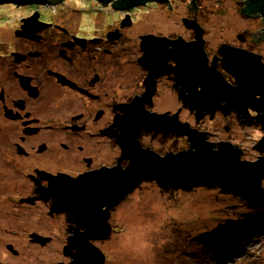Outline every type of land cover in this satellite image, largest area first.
I'll list each match as a JSON object with an SVG mask.
<instances>
[{"label": "flooded vegetation", "instance_id": "flooded-vegetation-1", "mask_svg": "<svg viewBox=\"0 0 264 264\" xmlns=\"http://www.w3.org/2000/svg\"><path fill=\"white\" fill-rule=\"evenodd\" d=\"M71 1L0 5V30L8 32L0 35V264L73 261L72 253L65 249L72 244L76 228L84 236L88 221L78 220V224L64 212L66 185L81 178L93 180L100 172L129 167L131 160L122 159L121 146L130 143L127 106L139 99L152 115L180 113L181 119L187 110L195 116L183 106L177 87L180 54L176 50H143L144 37L183 38L190 43L196 39L195 27L199 26L206 42L205 56L201 52L206 68L215 66L233 86L237 83L223 64L227 54L241 49L262 57L264 63V16L244 14L251 0L237 2L246 27L242 25L231 41L214 49L209 48V30L200 19L203 0H147L125 10L115 8L119 0L106 4L78 0L70 9ZM179 2H188L189 14L181 19L182 25L176 19L170 33L139 30L141 24L150 23L146 18L139 19L140 14L167 10L173 15L174 5ZM10 5L14 7V19L4 22L1 14ZM105 12H109V23L101 14ZM63 17L65 24L76 29L56 22ZM181 27L188 38L180 34ZM6 34L23 41L22 50H9L2 44ZM52 40L55 46L47 47ZM224 45L227 50L221 49ZM192 57L197 60V56ZM251 115L257 116L254 112ZM217 118L239 119L234 112L225 116L218 110L214 119L212 114L206 115L197 129L203 122ZM137 139L144 150L161 156L182 151L179 135L142 131ZM124 202L111 210V238L117 228L115 215ZM88 220L92 224V219ZM111 238L93 244L98 246Z\"/></svg>", "mask_w": 264, "mask_h": 264}, {"label": "water", "instance_id": "water-1", "mask_svg": "<svg viewBox=\"0 0 264 264\" xmlns=\"http://www.w3.org/2000/svg\"><path fill=\"white\" fill-rule=\"evenodd\" d=\"M108 3L110 0H100ZM147 0H119L115 8L125 10L143 5ZM166 3L168 0H149ZM45 0H0L2 4H45ZM261 13L264 0H251L244 10L247 16ZM33 19V18H32ZM189 27L190 24L188 25ZM188 27V28H189ZM196 39L147 36L142 39L143 50H176L180 54L179 83L183 106L195 113L200 124L206 115L216 111L225 116L233 112L241 120L256 122L264 133V63L262 57L235 49L223 60L225 71L232 75L236 85H230L215 66L206 68L204 31L198 26ZM224 45L221 49L227 50ZM240 50V51H239ZM197 56V60L192 56ZM191 56L192 59H186ZM144 98V97H142ZM139 100V99H137ZM135 100L128 107L127 125L130 143H121L122 159H130L128 168L118 167L113 172L97 173L93 180L69 181L64 194V212L79 224L87 220V232L79 235L76 228L72 244L65 251L71 254L70 264H105L107 255L94 241L111 238L109 224L111 210L127 200L143 184H156L165 193L170 191L192 193L200 188H219L252 206H264V137L254 147L260 157L252 162L244 160V151L227 141L213 142L208 131L193 128L180 119V113L152 115L143 101ZM251 112L257 114L253 117ZM142 131L179 135L187 138L188 149L164 156L144 150L138 142ZM135 143V145H133ZM88 218L92 219L90 224Z\"/></svg>", "mask_w": 264, "mask_h": 264}, {"label": "rangeland", "instance_id": "rangeland-1", "mask_svg": "<svg viewBox=\"0 0 264 264\" xmlns=\"http://www.w3.org/2000/svg\"><path fill=\"white\" fill-rule=\"evenodd\" d=\"M76 2L79 3L78 0L69 2L70 9ZM237 2L238 0H203L200 19L205 21L209 30V48L214 49L217 45L231 41L240 32L242 25L246 27L247 23L237 11ZM187 4L188 2L176 3L173 15L167 10L148 12V16L140 14L139 19L146 18L145 21L150 23L141 24L139 30L170 33L169 28L176 19L182 25L181 19L188 16ZM13 10L14 7L10 5L1 14L5 18L1 19L4 22L13 20ZM108 13H101L105 16L106 23L110 21ZM16 20L18 17L13 21L14 27L18 22ZM63 20L64 17L56 19V22L59 24L62 21L60 24L68 25ZM70 20L72 19L68 18ZM68 26L72 30L76 29ZM89 26L92 27V24ZM2 31L0 30V35L8 33ZM180 31L182 36H186L187 32L182 27ZM2 38V44L8 45L9 50H22L23 41L16 40L11 34ZM133 40L134 47L136 38ZM12 43L15 45L9 47ZM48 44L47 47L55 46L54 40ZM261 50H264V44ZM181 120L198 128L195 116L187 110L182 112ZM227 127L230 128L229 132L226 131ZM199 129L210 132L213 142L225 140L240 147L244 151V160L255 162L260 157L254 147L264 137V133L252 120L241 122L237 118H217L214 122H203ZM188 147L187 138L181 137L180 150ZM250 207L252 205L219 188H200L192 193H165L156 184H145L133 192L118 209L114 219L117 228L113 237L110 241L100 242L98 247L107 255L105 264H264V218L252 223L258 209ZM213 214L215 219L211 221ZM221 220L234 222L233 226L230 225V229L221 227ZM242 221L244 226L237 229V222ZM217 229L235 231L220 235L221 233H216Z\"/></svg>", "mask_w": 264, "mask_h": 264}, {"label": "trees", "instance_id": "trees-1", "mask_svg": "<svg viewBox=\"0 0 264 264\" xmlns=\"http://www.w3.org/2000/svg\"><path fill=\"white\" fill-rule=\"evenodd\" d=\"M251 209H258L257 210V212H256V214H255V217H254V219L252 220L253 222L252 223H254L255 221H261L263 218H264V208H260V207H258V206H252V207H250ZM235 212V211H234ZM213 219H215V215L213 214V216L210 218V220L212 221ZM223 220V219H222ZM221 220V222H219V223H221V227H228L229 229H230V227L231 226H233V223L234 222H231V223H229V222H223ZM244 222L242 221V222H237V226H238V228L237 229H239V228H241V227H243L244 226V224H243ZM231 225V226H230ZM210 226V225H209ZM218 227V226H217ZM220 228V227H219ZM216 231V233H221L220 235H223V234H227V233H231V232H234L235 230H215Z\"/></svg>", "mask_w": 264, "mask_h": 264}]
</instances>
